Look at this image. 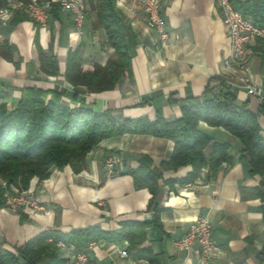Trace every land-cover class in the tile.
<instances>
[{
    "label": "crops",
    "instance_id": "0c3cea01",
    "mask_svg": "<svg viewBox=\"0 0 264 264\" xmlns=\"http://www.w3.org/2000/svg\"><path fill=\"white\" fill-rule=\"evenodd\" d=\"M160 3L168 32L163 42L156 32L146 28L142 0H114L131 56V76L121 77L113 89L99 93L75 87L62 76L66 54L77 45L82 48L84 69L115 58L104 30L92 27L91 15L86 17L81 35L67 13L56 6L45 27L28 18L15 24L11 23L14 16L0 20V46L7 43L16 48L13 61L0 54V86L7 92L0 102H5L11 111L25 88L33 87L62 91L61 98L70 106L88 105L95 111L109 109L117 122L138 117L154 120L157 111L171 121L181 115L186 98H202L209 83L224 81L235 93L238 105L246 102L256 112L264 103V38L248 45V59L243 67H227L223 59L229 53V41L215 0ZM35 36L44 51L51 46L57 56L58 76L39 70ZM244 76L261 86L260 96L247 94ZM146 98L149 101L142 102ZM257 120L264 137V116L259 111ZM198 128L211 141L227 143L234 161L231 165L222 163L213 176L203 168L192 183L172 187L163 181L184 177L191 166L163 169L155 199L160 209L158 223L153 220V210L148 209L150 192L146 188L136 189L127 170L138 165L142 154L151 158L152 166L167 162L174 142L148 134L125 133L101 140L87 153L85 167L77 173L66 165L51 168L49 177L43 180L32 177L25 192H32L42 210H12L0 205V248L14 252L15 247L46 229L69 232L96 226L115 230L124 220H147L142 244L131 246L126 240L93 242L87 248L89 264H151L138 257L146 246L157 255L159 264H198L193 252L179 250L173 242L185 234L193 220L207 213L212 238L219 248L209 264H259L257 253L264 245V221L261 200L255 192L261 189L263 177L249 173L247 158L242 157L243 145L236 136L203 121ZM209 151L210 144L203 152L207 156ZM111 154L119 159L117 173L107 175L103 163ZM2 185L4 181L0 179ZM21 215L25 216L22 221ZM147 215L151 216L149 220L145 219ZM119 250H125L127 255H120ZM73 253L72 247L60 249L66 264H73Z\"/></svg>",
    "mask_w": 264,
    "mask_h": 264
},
{
    "label": "trees",
    "instance_id": "16d2710c",
    "mask_svg": "<svg viewBox=\"0 0 264 264\" xmlns=\"http://www.w3.org/2000/svg\"><path fill=\"white\" fill-rule=\"evenodd\" d=\"M5 1L0 0V6ZM231 2L235 10L249 17L257 26L264 27V0ZM90 15L93 17L92 27L104 30L115 58L108 59L104 65L95 63L92 69H84L82 48L77 45L66 54L62 76L75 87L99 93L113 89L121 77L131 76V56L114 0H87L86 17ZM13 16L12 24L27 19L20 11ZM34 42L39 70L46 75L58 76V59L51 46L44 51L38 45L37 36ZM15 50V46L7 43L0 46V54L10 61H13ZM24 91L11 111L7 110L5 102H0V178L5 182L4 187L0 186V205H4L5 190L15 192L17 188L26 191L32 177L36 176L39 180L48 178L53 167L69 165L74 172L81 171L85 167L87 153L103 139L125 133L148 134L174 142L170 159L157 167L152 166L148 155L142 154L138 165L127 172L132 176L136 189L146 188L150 192L148 209L153 210V220L158 223L160 209L155 199L163 169L191 166L184 177L163 181L172 187L192 183L203 168H207L213 176L222 163L231 165L234 161L227 143L211 141L198 128V123L203 121L210 126H220L236 136L243 145L242 157L247 158L249 173L263 177L261 189H257L255 195L261 200L260 211L264 221V137L257 120L258 111L264 116V103L256 112L248 108L246 102L238 105L235 93L224 81L215 85L209 83L202 98H186L181 105V115L171 121H166L157 111L154 120L138 117L117 122L109 109L95 111L88 105L70 106L61 98L62 91L33 87H26ZM48 94L50 98H47ZM6 95V90L0 86V99ZM148 101L149 98H146L142 102ZM209 144L210 151L206 156L203 150ZM24 217L21 215L20 220ZM146 223L147 220H124L115 230H103L96 226L69 232L56 228L42 230L15 247L14 252L0 248V264H66L67 259L61 257L58 242L76 251L100 240H126L131 246H137L145 240L143 227ZM138 257L151 264H159L157 255L147 246L141 249ZM257 258L259 264H264V245Z\"/></svg>",
    "mask_w": 264,
    "mask_h": 264
},
{
    "label": "built area",
    "instance_id": "2783aa9c",
    "mask_svg": "<svg viewBox=\"0 0 264 264\" xmlns=\"http://www.w3.org/2000/svg\"><path fill=\"white\" fill-rule=\"evenodd\" d=\"M142 1L148 4V11L144 12L146 28L153 30L156 34H162L163 41H165L168 37L166 23L164 17L163 20H156L157 4H155V0ZM215 1L221 20L226 26L229 41V53L223 59V64L227 67H243L248 59L246 51L248 45L257 39L264 38V27L257 26L253 20L243 14L234 13L231 0ZM55 6L67 13L77 33L81 35L86 21L87 0H43L42 8H35V0H6L0 6V20L9 18L20 11L37 26L45 27ZM242 81L247 94L260 96L262 91L260 85L251 82L246 76L242 78ZM118 162L119 159L115 154L106 157L103 168L107 175L117 173ZM3 197L4 205L12 210L19 208L32 212L42 210L38 209L36 198L33 197L32 192L19 191L15 188V192H6L5 190ZM173 243L179 250L193 252L197 257L198 264H209L210 258L219 251L212 238V225L207 213L201 214L193 220L185 234L175 239ZM194 244H196V248H193ZM58 245L66 248L63 243L58 242ZM87 248L81 251L74 250L73 264H89ZM119 254L127 255V252L119 250Z\"/></svg>",
    "mask_w": 264,
    "mask_h": 264
},
{
    "label": "bare ground",
    "instance_id": "6f19581e",
    "mask_svg": "<svg viewBox=\"0 0 264 264\" xmlns=\"http://www.w3.org/2000/svg\"><path fill=\"white\" fill-rule=\"evenodd\" d=\"M155 4L156 5V20H163L160 10H161V3L160 0H155ZM43 7V0H35V8H42ZM143 11L146 12L148 11V4L147 3H143ZM234 13L236 14H241L240 12H238L237 10H235L233 8ZM47 24V23H46ZM157 36L159 37V41L163 42V35L162 34H157ZM36 205L38 207V209H41V207L39 206V204L36 202ZM125 256V255H123Z\"/></svg>",
    "mask_w": 264,
    "mask_h": 264
},
{
    "label": "water",
    "instance_id": "95a60500",
    "mask_svg": "<svg viewBox=\"0 0 264 264\" xmlns=\"http://www.w3.org/2000/svg\"><path fill=\"white\" fill-rule=\"evenodd\" d=\"M150 218H151V216L150 215H147L145 219H148L149 220Z\"/></svg>",
    "mask_w": 264,
    "mask_h": 264
},
{
    "label": "rangeland",
    "instance_id": "374dc122",
    "mask_svg": "<svg viewBox=\"0 0 264 264\" xmlns=\"http://www.w3.org/2000/svg\"><path fill=\"white\" fill-rule=\"evenodd\" d=\"M209 174H210V173H209ZM0 179H1V178H0ZM1 180H2V179H1ZM4 185H5V182H4ZM10 189H11V188H10ZM10 189H9V190H10ZM10 191H12V189H11ZM19 191H21V190H19ZM65 247H68V246H65Z\"/></svg>",
    "mask_w": 264,
    "mask_h": 264
}]
</instances>
